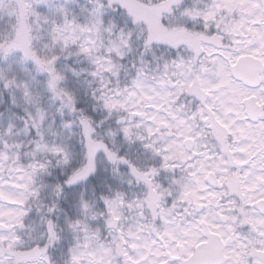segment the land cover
Listing matches in <instances>:
<instances>
[{
  "label": "clouds",
  "instance_id": "9594fccd",
  "mask_svg": "<svg viewBox=\"0 0 264 264\" xmlns=\"http://www.w3.org/2000/svg\"><path fill=\"white\" fill-rule=\"evenodd\" d=\"M133 2L143 0H0V264H196L200 217L222 222V207L239 218L253 195L245 185L264 188V165L234 163L264 160V120L250 127L243 110L189 88L218 79L212 58L148 31ZM250 3L148 0L226 53L256 30ZM215 113L247 131L218 139ZM228 173L236 189L217 183ZM208 192L217 196L198 207ZM234 223L254 259L264 237Z\"/></svg>",
  "mask_w": 264,
  "mask_h": 264
},
{
  "label": "snow or ice",
  "instance_id": "6c2138e0",
  "mask_svg": "<svg viewBox=\"0 0 264 264\" xmlns=\"http://www.w3.org/2000/svg\"><path fill=\"white\" fill-rule=\"evenodd\" d=\"M232 2L235 6L243 3L244 0H232ZM126 7L154 35L163 36L166 42L173 45H186L197 54L206 52L212 58L213 71H219L220 75L216 81L197 77L199 84L195 81L189 83V88L195 89L197 95L214 93L217 98L221 99V103L228 113L239 114L243 110L242 119L248 120L250 127L257 119L264 120V86H262L264 85V28L260 27L261 24H264V0H251L249 11L253 14L251 23L256 25V30L248 27L247 39L240 38V33L236 34L237 38L233 40V43L244 45V47L235 53H226L222 46L215 47V51H212L213 46L205 44L208 37L203 33L192 32L188 28L172 27L158 10L148 6V0H143V3L133 2ZM229 10L233 9L230 8ZM219 27L220 25H217V28ZM229 61L231 62L230 66L225 69V65H229ZM233 77H238L239 80L250 84H255L259 80L260 85L237 89L233 84ZM230 88L232 89L231 92L229 91ZM207 108L212 113V106L208 105ZM215 116L218 139L224 131H227L229 136H235L237 133L244 134L247 131L244 127H236L235 115L231 117V123L223 119L219 113H215ZM207 119L208 117H205L206 121ZM259 127L264 129V123L260 124ZM240 151L248 152L249 148L241 147ZM234 163L247 170L250 167L255 169L264 165V160L257 156L251 161L248 158L235 159ZM256 178L264 184V174ZM217 183L223 188L236 189L238 186V181L233 180L231 173L220 175ZM245 187L253 195L251 196V203L241 209L239 218L229 217L222 207L217 209V215L222 222L212 220L209 216L200 217L198 223L202 227L190 241L194 249L201 250L196 264H264V246L256 245L253 247L251 251L254 259H249L250 241L244 236L237 235L234 223L239 222L242 225H247L252 231L264 237V215L248 216L250 210L255 212L260 206H264V188L253 189L248 185ZM186 195L193 196L195 194L189 192ZM216 196V192H208L205 196L197 195V206L200 208L207 207L205 202L214 199ZM168 255L173 261L181 260L180 256L173 255L171 252ZM189 255L195 257L197 253L193 251ZM153 264H168V261H153ZM183 264H189V261L185 259Z\"/></svg>",
  "mask_w": 264,
  "mask_h": 264
}]
</instances>
